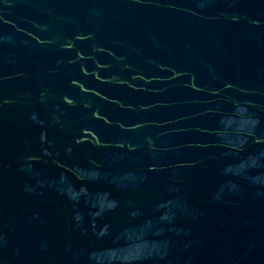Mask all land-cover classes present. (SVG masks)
<instances>
[{
    "label": "water",
    "instance_id": "water-1",
    "mask_svg": "<svg viewBox=\"0 0 264 264\" xmlns=\"http://www.w3.org/2000/svg\"><path fill=\"white\" fill-rule=\"evenodd\" d=\"M0 264H264V0H0Z\"/></svg>",
    "mask_w": 264,
    "mask_h": 264
}]
</instances>
